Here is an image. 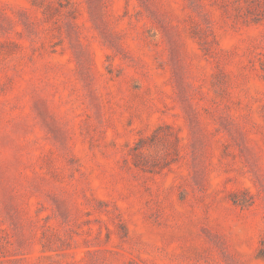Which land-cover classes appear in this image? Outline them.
<instances>
[{"label": "rangeland", "instance_id": "1", "mask_svg": "<svg viewBox=\"0 0 264 264\" xmlns=\"http://www.w3.org/2000/svg\"><path fill=\"white\" fill-rule=\"evenodd\" d=\"M0 264H264V0H0Z\"/></svg>", "mask_w": 264, "mask_h": 264}]
</instances>
